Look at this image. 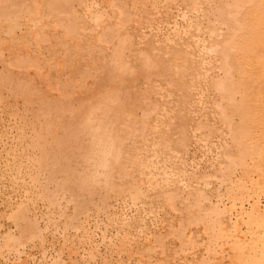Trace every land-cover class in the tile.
<instances>
[{"label": "bare ground", "instance_id": "6f19581e", "mask_svg": "<svg viewBox=\"0 0 264 264\" xmlns=\"http://www.w3.org/2000/svg\"><path fill=\"white\" fill-rule=\"evenodd\" d=\"M4 106L0 264H264V0H0Z\"/></svg>", "mask_w": 264, "mask_h": 264}, {"label": "rangeland", "instance_id": "374dc122", "mask_svg": "<svg viewBox=\"0 0 264 264\" xmlns=\"http://www.w3.org/2000/svg\"><path fill=\"white\" fill-rule=\"evenodd\" d=\"M4 107H7V106H4ZM4 107H0V132L3 131H8L9 128L11 126H13V120L11 119V110L12 108L11 107H7V109H5ZM11 108V109H10ZM10 116V117H9ZM10 121V122H9ZM11 123V124H10ZM3 126V127H2ZM10 126V127H9ZM200 151V150H199ZM200 153V152H199ZM5 196H2L3 199H6ZM1 200V199H0ZM7 200V199H6ZM2 207V206H1Z\"/></svg>", "mask_w": 264, "mask_h": 264}]
</instances>
